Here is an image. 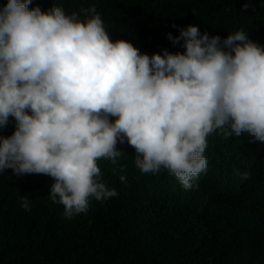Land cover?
Here are the masks:
<instances>
[{
    "label": "clouds",
    "instance_id": "1",
    "mask_svg": "<svg viewBox=\"0 0 264 264\" xmlns=\"http://www.w3.org/2000/svg\"><path fill=\"white\" fill-rule=\"evenodd\" d=\"M31 2L0 5V127L9 116L15 124L0 135V173L52 177L47 196L62 216L85 211L90 197L116 195L97 159L115 164L118 140L134 148L140 172L166 168L186 189L207 167L214 130L264 142V45L245 29L221 38L188 24L165 34L183 39V52L149 55L111 40L92 5L81 18ZM20 200L27 210L28 196Z\"/></svg>",
    "mask_w": 264,
    "mask_h": 264
},
{
    "label": "trees",
    "instance_id": "2",
    "mask_svg": "<svg viewBox=\"0 0 264 264\" xmlns=\"http://www.w3.org/2000/svg\"><path fill=\"white\" fill-rule=\"evenodd\" d=\"M243 3L32 0L28 7L57 5L83 18L92 5L111 40H128L151 55L162 48L183 52V39L173 44L165 34L176 36L188 24L221 38L243 28L264 45V0H248L247 8ZM14 126L9 116L0 135H10ZM206 139L207 167L187 189L166 168L140 172L134 148L118 140L122 154L115 164L97 159L101 180L116 195L90 197L87 209L71 218L47 196L52 177L6 169L0 173V264H264V142L216 130ZM23 195L30 200L27 210Z\"/></svg>",
    "mask_w": 264,
    "mask_h": 264
}]
</instances>
